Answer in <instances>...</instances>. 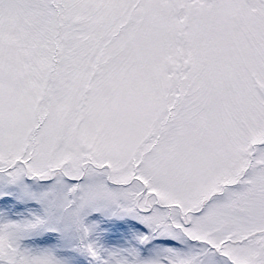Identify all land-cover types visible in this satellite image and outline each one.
Wrapping results in <instances>:
<instances>
[{"label": "snow or ice", "instance_id": "1", "mask_svg": "<svg viewBox=\"0 0 264 264\" xmlns=\"http://www.w3.org/2000/svg\"><path fill=\"white\" fill-rule=\"evenodd\" d=\"M0 264H264V0H0Z\"/></svg>", "mask_w": 264, "mask_h": 264}]
</instances>
